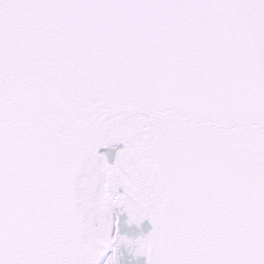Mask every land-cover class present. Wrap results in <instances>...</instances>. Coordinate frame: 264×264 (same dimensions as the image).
<instances>
[{"label": "snow or ice", "instance_id": "1", "mask_svg": "<svg viewBox=\"0 0 264 264\" xmlns=\"http://www.w3.org/2000/svg\"><path fill=\"white\" fill-rule=\"evenodd\" d=\"M122 249L264 264V0H0V264Z\"/></svg>", "mask_w": 264, "mask_h": 264}, {"label": "water", "instance_id": "2", "mask_svg": "<svg viewBox=\"0 0 264 264\" xmlns=\"http://www.w3.org/2000/svg\"><path fill=\"white\" fill-rule=\"evenodd\" d=\"M145 230H150L151 225L148 221L144 222ZM123 255L121 257L122 264H146V257H136L129 253L126 249H122Z\"/></svg>", "mask_w": 264, "mask_h": 264}]
</instances>
